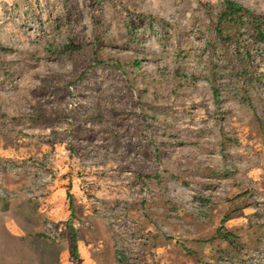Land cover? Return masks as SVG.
Masks as SVG:
<instances>
[{
	"label": "rangeland",
	"instance_id": "374dc122",
	"mask_svg": "<svg viewBox=\"0 0 264 264\" xmlns=\"http://www.w3.org/2000/svg\"><path fill=\"white\" fill-rule=\"evenodd\" d=\"M224 1L0 0V264H264V0Z\"/></svg>",
	"mask_w": 264,
	"mask_h": 264
},
{
	"label": "trees",
	"instance_id": "16d2710c",
	"mask_svg": "<svg viewBox=\"0 0 264 264\" xmlns=\"http://www.w3.org/2000/svg\"><path fill=\"white\" fill-rule=\"evenodd\" d=\"M241 8L242 7L235 2L228 1V0H225L223 2L222 8L219 11L218 16H217V34L220 37H224V35H225V34H223L224 26H231L232 27L234 25H241L244 23L242 12L240 10ZM250 25L253 26V30L257 29L259 31L258 32V39H257L258 43H262L264 45V31L262 30V26L264 27V18L253 19L252 21H250ZM70 45H72V44H70ZM75 49H78V47H76ZM247 62H249V60H247ZM245 66H246V64L243 63V68L241 69V72H238L239 76L243 77L244 80L246 79V75L243 74L246 71V69H244ZM248 78H252V77H248ZM251 80L252 79H247V81H249V84H253V83L255 84L256 79L254 80V82H253V80L252 81ZM212 92H213L214 102L217 103L218 99H219L218 98L219 92L217 89H215L214 86H212ZM229 217L230 216H226V219L224 221L229 220L230 219ZM220 229H224V227L221 226V228H219L218 230H220ZM74 235H76L75 230H74ZM223 237L225 239H227L230 246L233 245L234 242L236 241V237L234 236V234L232 232H228V231L225 232ZM153 239H155V237ZM75 240H76V238H73L74 243H75ZM154 249H155V247L153 246L152 250H151V254L154 252ZM188 253L193 254L195 252L188 250ZM116 256L118 257V259L120 261H122V264H129L128 263V257L125 254V252L116 251ZM143 258H144L143 255H140L139 253H137L136 261H138L139 263L144 262Z\"/></svg>",
	"mask_w": 264,
	"mask_h": 264
},
{
	"label": "crops",
	"instance_id": "0c3cea01",
	"mask_svg": "<svg viewBox=\"0 0 264 264\" xmlns=\"http://www.w3.org/2000/svg\"><path fill=\"white\" fill-rule=\"evenodd\" d=\"M14 224V223H13ZM11 226V224H9ZM15 225V224H14Z\"/></svg>",
	"mask_w": 264,
	"mask_h": 264
}]
</instances>
